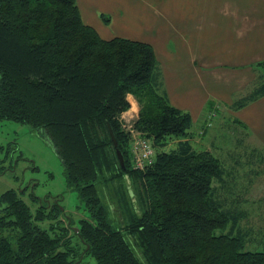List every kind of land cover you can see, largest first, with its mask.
<instances>
[{
  "label": "trees",
  "instance_id": "16d2710c",
  "mask_svg": "<svg viewBox=\"0 0 264 264\" xmlns=\"http://www.w3.org/2000/svg\"><path fill=\"white\" fill-rule=\"evenodd\" d=\"M256 67L251 90L230 108L264 95V60ZM130 94L141 107L127 127ZM0 119L51 141L85 211L75 218L59 196L33 193L32 210L6 190L0 264H264V240L252 247L261 229L244 206L249 188L238 189L252 181L239 183L213 151L195 147L193 116L170 102L154 46L102 37L77 0H0ZM133 131L156 149L143 169L134 166ZM247 153V164L263 165V152ZM127 182L140 186L139 207Z\"/></svg>",
  "mask_w": 264,
  "mask_h": 264
},
{
  "label": "crops",
  "instance_id": "0c3cea01",
  "mask_svg": "<svg viewBox=\"0 0 264 264\" xmlns=\"http://www.w3.org/2000/svg\"><path fill=\"white\" fill-rule=\"evenodd\" d=\"M77 1L86 22L92 16L84 10L89 0ZM117 2L123 9L134 2L144 6L136 17L142 35L125 32L122 37L154 46L170 102L189 111L193 124L201 120V135L206 134L208 121L202 117L226 108L264 143V95L240 109L230 108L237 97L248 94L262 72L256 64L264 60V0ZM101 9V17L106 12L113 17L117 11L105 3ZM96 23L104 28V22Z\"/></svg>",
  "mask_w": 264,
  "mask_h": 264
},
{
  "label": "rangeland",
  "instance_id": "374dc122",
  "mask_svg": "<svg viewBox=\"0 0 264 264\" xmlns=\"http://www.w3.org/2000/svg\"><path fill=\"white\" fill-rule=\"evenodd\" d=\"M104 3L107 7H113L117 11L122 9L123 12L118 13L114 10L112 17V13L105 10V19L108 18V20H104L101 17L103 11L101 8H104ZM84 4V10L89 9L92 13L91 18H88L86 22H92L91 19L104 22V28H99L100 25L95 20L91 23L99 32L101 31L100 34L104 38L124 36L127 32L134 34V36L140 37L142 35L140 34L142 29L136 20V17L145 11L142 3L134 2L130 4V7L124 9L117 0H89L85 1ZM130 101L131 108L122 115L126 122H129V126L126 124L127 127H130L133 121L137 119L141 107L135 97L131 96ZM202 118L208 120L206 122L207 132L201 135L200 130L203 123L201 120V123L195 122L191 128L194 136L191 141L198 149L213 151L221 159L224 166L229 169V172L238 176L239 183H246L247 185V182L252 181L250 187L241 185L238 189L243 192L249 188L244 192V197L249 198V202L244 206L252 212L249 222L253 224L255 233L261 229L256 233V241L253 242L252 247L261 248L264 240V163L260 165L258 157H254L256 163L247 164V152L255 149L258 153L263 152L264 154V143L251 134L252 128L249 130L247 126H242L244 123L237 120L226 108ZM138 137L141 138L140 147L137 141ZM143 140L144 138L138 132L133 131L131 137L132 154L136 150L140 157L142 151L146 150V147L142 149ZM150 142L148 143L151 145L152 141ZM174 146L175 142L171 143L168 149ZM151 149L152 152L149 153V156L153 158L156 152L153 144ZM144 157L146 158L147 155ZM0 167L6 168V171L0 174V195L8 189L18 190L24 200L30 204L32 210L36 208V203L32 201V193L40 197L59 196L58 198L61 199L62 203L61 207L73 217L79 218L85 215L78 192L71 189L66 183L63 164L55 147L45 135L43 136L30 125L0 119ZM127 185L129 186V196L137 201L136 206L139 207L140 186L129 182ZM112 205L114 213L119 215L116 203H112ZM94 262L95 260L92 258L85 259V264H94Z\"/></svg>",
  "mask_w": 264,
  "mask_h": 264
},
{
  "label": "built area",
  "instance_id": "2783aa9c",
  "mask_svg": "<svg viewBox=\"0 0 264 264\" xmlns=\"http://www.w3.org/2000/svg\"><path fill=\"white\" fill-rule=\"evenodd\" d=\"M141 140V138L140 137H138V139H137V141H138V143H139V141ZM136 141V142H137ZM149 141H147V140H143L142 141V149L144 148V147H146V150L145 151H142V153L140 154V157H139V155H138V153H137V151L135 150V151H133L134 153H133V160H134V166L136 167V168H140V169H143L144 168V166H145V163L148 161V162H150V161H152V156H149V153L150 152H152V149H151V146L152 145H150V143H148ZM139 147H140V143H139ZM145 155H147V157L145 158L144 156ZM141 157H142V160H140L141 159Z\"/></svg>",
  "mask_w": 264,
  "mask_h": 264
},
{
  "label": "water",
  "instance_id": "95a60500",
  "mask_svg": "<svg viewBox=\"0 0 264 264\" xmlns=\"http://www.w3.org/2000/svg\"><path fill=\"white\" fill-rule=\"evenodd\" d=\"M111 133H112V137H113L114 145L117 146V153H118V156H119L120 162H121V164L124 166V165H125L124 155L122 154L120 148L118 147V142H117V139L115 138L113 132H111ZM77 230H78V228H77Z\"/></svg>",
  "mask_w": 264,
  "mask_h": 264
}]
</instances>
